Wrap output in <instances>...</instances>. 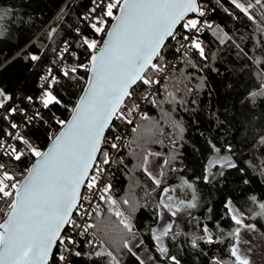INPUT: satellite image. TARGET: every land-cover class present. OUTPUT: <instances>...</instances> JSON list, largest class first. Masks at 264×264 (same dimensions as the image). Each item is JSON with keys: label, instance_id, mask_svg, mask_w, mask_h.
<instances>
[{"label": "trees", "instance_id": "obj_1", "mask_svg": "<svg viewBox=\"0 0 264 264\" xmlns=\"http://www.w3.org/2000/svg\"><path fill=\"white\" fill-rule=\"evenodd\" d=\"M198 4L203 7L209 5L210 12L205 20L211 22L214 29L219 26L232 37L235 44L229 42L220 45L212 34L214 29H205L201 33L207 61L201 60L197 53L189 52L186 57L181 58V63L168 77L174 83L184 81L179 84L180 91L169 86L177 100L182 98L184 102H167L164 90L161 89L157 96L158 106L150 104L147 108L149 119H140L136 124V127L139 126L138 133L145 128H152L151 139L159 142L136 141L137 134L132 132L128 144L121 151L123 165H118L116 172L107 178L112 186L110 195L126 217L129 216V206L124 205L123 200L129 199L137 205L135 212L129 217L135 233L134 237L129 238V243L137 237L139 244L136 249H148L158 264H171L167 258L170 255H175L181 264H233L231 249L235 245L234 237L238 226L226 214L224 204L228 199L243 212L244 224L253 223L264 234V216H257L260 211L258 205L264 203V144L260 143L261 137H264V97L257 96L255 102L249 101V93L264 85V31L258 30L264 29V20L254 12L257 23L248 21L230 0H198ZM91 5V0H0V16H3L0 20V89L13 97L11 101H4L5 108L0 109V139L10 131V124L15 120L14 116L9 120L3 119L7 107L18 105L25 108L26 96L35 99L44 71L52 67L55 61L57 51L54 49L62 47L64 41L72 44L73 39H76L74 29H81L84 21L80 17L86 15ZM227 12L234 13L239 19ZM110 23L111 20L108 21L109 26ZM50 29H56L51 38ZM84 32L90 38H99L101 42L104 39L103 36L92 34L88 28ZM176 33L177 39L186 35L183 25ZM237 44L239 48L236 47ZM166 45L162 62L168 63L176 55L174 49L179 44L172 39ZM74 51L79 56V61L68 57L67 62L87 63L88 53L83 47L76 45ZM29 53L39 55L40 60L31 61ZM184 59L190 60L196 67L186 65ZM80 75L87 80L86 73L82 72ZM201 82L203 87L199 86ZM64 83L61 81L52 91L63 99L68 109L54 106L49 111L41 108L39 112L43 120L34 119L24 123L20 131L21 136L42 150L49 146L50 137L60 129L52 119V112L60 119L68 120L70 109L85 87L82 81L78 88L69 92L63 87ZM185 84L192 87L191 93L183 91ZM144 91V87L138 85L135 92L137 98ZM2 98L0 97V101H3ZM170 122H179L183 127L184 131L180 136H177ZM119 131L114 123L105 136L108 142L103 144L102 150L110 152L111 140ZM173 137L176 138L175 144ZM130 141L133 142L129 143ZM15 145L23 147L18 141ZM212 145L221 149L219 155H229L236 167L225 168L223 178H213L211 183H205L206 163L214 153ZM228 145H231V152L225 150ZM154 152L165 156V160L176 155V159L170 164H163L159 188L153 185L144 167H138L142 154ZM102 159L99 155L97 161ZM34 161L35 158L29 155H25L19 163L8 156L1 158L5 170L16 174L20 179L23 177L19 173ZM219 170L215 166L212 173ZM182 177L194 184L200 205L196 210L190 211V215L188 211H184L175 217L170 216L171 229L162 239L163 246L168 249L165 255L160 252L152 235L159 221V200L162 190L177 183ZM252 197L256 198L255 203L252 202ZM99 207L102 209L99 220L107 221L109 226L122 228L114 215L109 219L108 204L101 203ZM5 208L6 204L0 201V209ZM0 219H3V214H0ZM90 221L97 222L94 214ZM205 226L215 236L213 243L206 242L207 238L203 233ZM65 232L71 233V229L66 228ZM193 238L198 241L196 248L191 246ZM97 245L105 251H112L119 264L140 262L133 252L130 253L123 247L116 248L106 240L98 238ZM80 250L85 253L92 251L84 245H80ZM71 259L73 264H109L108 258L98 260L85 256ZM50 262L58 264L54 257Z\"/></svg>", "mask_w": 264, "mask_h": 264}, {"label": "snow or ice", "instance_id": "obj_2", "mask_svg": "<svg viewBox=\"0 0 264 264\" xmlns=\"http://www.w3.org/2000/svg\"><path fill=\"white\" fill-rule=\"evenodd\" d=\"M230 3L254 24L257 23L254 12L259 14L261 20H264V0H230ZM91 4L92 7L88 9V13L81 16L80 20L87 21L86 27L92 34L106 38L101 42L90 38L89 34L81 31L79 27L75 28L77 41L72 44L64 41L62 49H54V51H57L59 61H67L68 57L79 61V56L74 51L76 44H79L88 53L87 63H71L70 61L67 64L61 63L58 76L53 74L52 68H49L47 74L41 77L47 86L41 85L42 91L38 97V103L43 109L49 111L54 106L68 109L63 99L52 91L55 85L64 81L63 87L70 92L78 88L82 81L85 83L82 89L83 94L77 97V102L70 109L71 119H60L55 112H52V119L61 130L50 137L51 145L46 150L33 145L19 133H7V135L12 136L23 147L5 145L0 142V148L4 150L3 154L17 163L21 162L25 155L35 158V162L30 167L19 173L23 177L22 180H17L16 174L6 171L5 165L0 163V176H2L0 201L6 204L5 209H0V214H3V219H0V264H49L57 244L60 246L56 257L58 264H73L72 257L80 259L85 256L89 259L95 257L98 260L108 258L109 264H119L112 251H105L103 247L97 245V238L106 240L108 244L116 248L123 247L131 253L129 238L134 237L135 233L129 217L135 212L136 203L129 199L123 200L122 203L129 206V216L126 217L125 213L117 207V201L110 195L111 184H105L102 188L96 189L100 193V202L108 204L109 219L114 215L122 228L109 226L107 221L99 220L102 211L99 206L93 208L91 212L84 208L81 188L84 187L92 192L96 188V177L104 170L102 165L111 163L108 151L102 150L101 146L102 143L108 142L105 139V131L112 126L114 119L129 125L133 124V114L140 110L138 101H146L158 106L157 96L161 89L164 90L167 102L171 104L184 102L182 98L178 101L174 92L169 90L171 85L176 91H180L179 84H183L184 81L178 80L174 83L167 78L171 74L166 72L167 62H162L167 47L165 42L169 38L177 40L179 47L174 51L179 53L182 59L189 52L197 53L201 60L208 59L201 41V33L205 29H214V25L208 20L200 19L206 15V12L203 6L198 4V0H91ZM189 13L194 14V18L185 19ZM227 14L239 19L232 12ZM2 19L3 16H0V20ZM109 20L113 21L110 26ZM181 21L184 22L185 33L190 34L177 39L175 28ZM258 30L264 31V29ZM55 31L56 29L49 30V38ZM212 34L220 45L229 42L235 44L232 37L219 26L215 27ZM181 40L186 43H181ZM236 47L239 48V45L237 44ZM28 58L33 62L40 60V56L33 53H29ZM184 63L196 67L188 59H184ZM82 72L87 74L86 81L85 77L80 75ZM161 76H166L165 81L162 82ZM138 85H142L145 89L144 94L139 98L135 95ZM199 86L203 87V82ZM183 91L191 93L193 89L185 84ZM257 96L264 97V85H261L257 91L249 93V101L255 102ZM0 97H3V101H0V109L5 108L4 101L13 100V97L2 89H0ZM24 100L28 104H37V100L32 96H26ZM17 113L26 117V123L34 119L43 120L39 111L35 113V116H29L28 109L19 106L7 107L3 119L9 120ZM141 118L149 119L146 114ZM170 123L177 136H180L184 131L183 127L179 122ZM10 127L16 129L18 125L11 123ZM138 127L132 128V132L137 134L136 141L159 142L151 139L152 128H145L143 132L138 133ZM121 139L122 137L117 135L114 141ZM175 139L173 137V144ZM260 143L264 144V137H261ZM110 147L115 150L118 145L112 142ZM212 149L218 155L210 166L219 165L220 170L212 173L211 176L206 175L205 183H211L213 178H223L225 168L236 167L230 156L219 155L220 148L212 145ZM225 150L231 152V145H228ZM98 153L103 157L100 162H97ZM153 154H142L138 167H144L148 156ZM155 155L159 154L155 153ZM175 159L176 155H172L164 163L168 165ZM144 170L153 185L159 188L161 179L153 177L147 168ZM90 171L95 175L90 176ZM244 182L248 183L247 180ZM185 184L188 188H192L187 181ZM163 193L158 207L167 209L173 217L184 211H188L190 215L189 210L197 207L195 193L190 202H181L183 208L171 202V197L167 195L168 189H163ZM251 199L253 203L256 202L255 197ZM224 207L226 214L236 225L255 227L243 224L244 214L233 206L231 199L225 201ZM258 207L260 211L257 216H264V203H260ZM74 212L85 221L83 224L73 218ZM93 214L96 223L88 222L93 218ZM86 216L88 220L85 219ZM157 218H160L158 214ZM65 228L73 229V232H65ZM76 229L80 231L76 232ZM90 229L94 231L90 233ZM170 229L171 225H168L161 232L153 231L152 233L160 252L165 255L168 249L163 246L162 237L167 236ZM203 233L207 237V243L214 242L208 235V227L203 228ZM238 233L239 228L235 235L238 236ZM77 235L90 237L85 240V244L92 251L85 253L80 250V242L75 238ZM191 246L198 247L196 238L191 240ZM231 256L234 258L233 264H249L247 259L238 255L235 246L231 249ZM167 258L171 264H181L175 255L167 256ZM139 264H143V261Z\"/></svg>", "mask_w": 264, "mask_h": 264}, {"label": "built area", "instance_id": "obj_3", "mask_svg": "<svg viewBox=\"0 0 264 264\" xmlns=\"http://www.w3.org/2000/svg\"><path fill=\"white\" fill-rule=\"evenodd\" d=\"M90 7H92V5ZM203 8H204V10L206 12V15L204 17H200L201 20H205L206 17H207V15L210 12L209 5H207V6L203 7ZM86 12L88 13V10ZM86 24H87V21H84L83 24H81L82 25L81 26V31H84V29L87 28L86 27ZM186 34H190V33H186ZM75 38L76 39H73L72 43H75L77 41L78 38L76 36H75ZM183 43H186V42H183ZM76 45L79 48H82L79 44H76ZM62 47H60L58 50L62 49ZM180 61H181V58L179 56V53L176 52V55L174 57H172L169 60V62L167 63V70H166V72L167 73H170V74L173 73L174 69L177 67V65L179 64ZM61 63H66L67 64L68 62L67 61H64V62L59 61L57 59V55H56L55 61L52 64L53 66L52 67L50 66V67L46 68V70L44 71V76L47 74L49 68H52L53 74H55V75L58 76L59 75V66H60ZM173 65H175V67H173ZM160 79L163 82L166 79V76H161ZM42 84H45V81L44 80H42L40 82L38 94L35 97V99L37 100V104L32 105V104H28L27 103V105H26L27 107H25V108L28 109V115L29 116H35V113L42 108V106L39 105V103H38V97H39V95H40V93L42 91V89H41V85ZM45 86H47V85L45 84ZM2 100H3V98H2ZM139 103H140V110L138 112H136V113L133 114V117H132L133 124L129 125L127 123H123L120 120H116V119H114V121H113V124L115 123L116 126L120 129V131L115 135V137L117 135H119V136L122 137V139L120 141H114V138H115L114 137L111 140L112 142H116L117 143L118 148L115 149V150L114 149H111L110 150V152H109V159H110L111 163L108 164V165H102V167H103L104 170L96 177V179H97L96 188H94L92 190V192H89L86 188H83V190L81 192V195L84 198L82 200V203L84 205V208L85 209H88L89 212H91L93 208H96L97 206H100V204H101V202L99 200L100 193L96 189L102 188L105 184H109V182L107 181V178L109 176H112L116 172V170L118 169V165H123V158H122V155H121V151L128 144V139L130 138V136L132 134V128L133 127H136L137 122L140 119H142L141 117L144 114L147 113V108L149 107L150 104L148 102H146V101H139ZM13 106H18V105H13ZM19 107H21V106H19ZM14 117H15V120L13 121V123H16L18 125V127L16 129H12L11 128L10 131H8L6 133H12V134L19 133L20 134L21 133L20 131H21L22 125L24 123H26L25 122L26 121V117L24 115L19 114V113H17ZM53 136H55V135H53ZM16 141H17L16 139H14L12 136H9L7 134L3 138L0 139V142H3V144H5V145H11V146H17V145H15V142ZM9 151H10V149H9ZM3 152H4V150L2 148H0V163H1V158L4 157V156H7V155H4ZM121 159H122V162H121ZM91 175H95V173L94 172H91L90 176ZM0 178H2V176H0ZM73 218L78 223L83 224L85 222L84 220H81V217L79 215H77L76 213H74ZM85 219L88 220L87 216H86ZM88 222L91 223L90 220H88ZM75 231L76 232H79L80 229H76ZM72 232H73V229H71V233ZM91 232H93L92 229H90V233ZM75 238L80 242V245H84V246L88 247L85 244V240L89 239L90 237H88V236H86V237H80V236L77 235V236H75ZM96 243H98V238L96 240ZM59 251H60V246H59V244H57V246L55 247L54 254H53V257L55 259H56L57 255H58ZM56 261L58 262L57 259H56Z\"/></svg>", "mask_w": 264, "mask_h": 264}, {"label": "rangeland", "instance_id": "obj_4", "mask_svg": "<svg viewBox=\"0 0 264 264\" xmlns=\"http://www.w3.org/2000/svg\"><path fill=\"white\" fill-rule=\"evenodd\" d=\"M192 18H194V16L188 17V19H192ZM97 40L99 41V38H97ZM155 153L156 152H154L153 155L148 156V161L147 164L144 165V169L147 168L148 172H150L153 177H157L160 179L161 170L165 162V156H163L160 153H158L159 155H155ZM217 155L218 154L214 151V153L207 160L206 172L204 177L206 175L211 176L214 167H211L210 165L211 162L216 159ZM220 156H229V155L220 154ZM216 166L219 167V165ZM17 180H22V178L21 179L17 178ZM185 181L191 184L192 188H188L187 185L185 184ZM166 189H168L167 195L171 197V202L174 205H180L183 208V204H181V202L182 201L184 203L190 202L192 200L194 193L196 196L195 202L197 204V207L200 205L199 196L197 194V191L194 189V184L191 181L187 180L186 178L182 177V179H180L177 183L169 185V187H166ZM163 195L164 193L162 190L161 196ZM232 204L235 208L239 209L236 204H234L233 202ZM196 208L191 209L189 211L196 210ZM158 215L160 218L158 221V225L154 230L157 233L161 232L166 226H168L171 223V217H170L171 213L168 212L167 209L160 207ZM243 220H244V215H243ZM244 225H254L255 227L252 228V227H244L237 225L238 226L237 228H239V233L238 236L235 235L234 237V241H235L234 246L236 247L238 255L247 259L249 261V264H264V234L262 233L261 229L253 223L244 224ZM209 235L213 238V240L215 239L214 234L210 232ZM129 244L132 248V252L135 253V256L138 257L140 261H143V264H158L157 262L154 261L148 249L146 250L136 249V247L138 246L137 244H139V239L137 237L132 239V241Z\"/></svg>", "mask_w": 264, "mask_h": 264}, {"label": "water", "instance_id": "obj_5", "mask_svg": "<svg viewBox=\"0 0 264 264\" xmlns=\"http://www.w3.org/2000/svg\"><path fill=\"white\" fill-rule=\"evenodd\" d=\"M190 16H194V14L189 13L188 16L185 17V19H188V17H190ZM112 23H113V21H111L110 25H111ZM183 23H184V22L181 21L180 24H178V25L176 26V28H175V32L179 29V27H180L181 25H183ZM104 38H106V37H104ZM169 40H172V39L169 38L167 41H169ZM167 41H166V42H167ZM166 42H165V43H166ZM82 94H83V93H82ZM82 94H81V95H82ZM76 102H77V101H76ZM71 115H72V113L70 114L68 120L71 119ZM113 121H114V120H113ZM113 121H112V124H113ZM109 129H110V127H109L108 129H106V131H105V136H106L107 132L109 131ZM60 130H61V129H59L58 131H60ZM57 134H58V133H57ZM103 144H104V143H102V146H101V147H103ZM50 145H51V140H50V142H49V146H50ZM49 146H48V147H49ZM46 149H47V148H46ZM46 149H45V150H46ZM98 157H99V153L97 154V160H98ZM34 162H35V161H34ZM34 162H33V163H34ZM33 163H32V164H33ZM32 164H31V165H32ZM31 165H30V166H31ZM30 166H29V167H30ZM91 172H92V171H90L89 175L91 174ZM83 188H84V187L81 188V192H82ZM74 213H75V212H74ZM74 213H73V215H74ZM65 230H66V228L64 229V231H65ZM208 235H209V234H208ZM54 251H55V248H54V250H53V254H54ZM52 257H53V256H52ZM52 257L50 258V261H51ZM50 261H49V264L51 263Z\"/></svg>", "mask_w": 264, "mask_h": 264}, {"label": "bare ground", "instance_id": "obj_6", "mask_svg": "<svg viewBox=\"0 0 264 264\" xmlns=\"http://www.w3.org/2000/svg\"><path fill=\"white\" fill-rule=\"evenodd\" d=\"M181 63V62H180ZM177 68V67H176Z\"/></svg>", "mask_w": 264, "mask_h": 264}, {"label": "crops", "instance_id": "obj_7", "mask_svg": "<svg viewBox=\"0 0 264 264\" xmlns=\"http://www.w3.org/2000/svg\"><path fill=\"white\" fill-rule=\"evenodd\" d=\"M155 230V229H154Z\"/></svg>", "mask_w": 264, "mask_h": 264}]
</instances>
